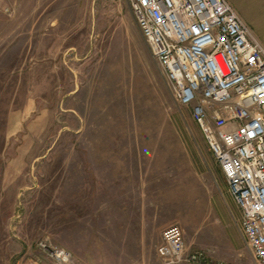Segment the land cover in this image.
<instances>
[{
  "label": "rangeland",
  "instance_id": "obj_1",
  "mask_svg": "<svg viewBox=\"0 0 264 264\" xmlns=\"http://www.w3.org/2000/svg\"><path fill=\"white\" fill-rule=\"evenodd\" d=\"M227 1L264 46V0ZM239 222L128 0H0V264H58L41 240L65 264H164L173 225L206 264H256Z\"/></svg>",
  "mask_w": 264,
  "mask_h": 264
},
{
  "label": "built area",
  "instance_id": "obj_2",
  "mask_svg": "<svg viewBox=\"0 0 264 264\" xmlns=\"http://www.w3.org/2000/svg\"><path fill=\"white\" fill-rule=\"evenodd\" d=\"M175 102L190 115L240 212L239 228L264 264V46L227 0H128ZM38 246L58 264L64 251ZM164 264H206L178 225L165 229Z\"/></svg>",
  "mask_w": 264,
  "mask_h": 264
},
{
  "label": "crops",
  "instance_id": "obj_3",
  "mask_svg": "<svg viewBox=\"0 0 264 264\" xmlns=\"http://www.w3.org/2000/svg\"><path fill=\"white\" fill-rule=\"evenodd\" d=\"M142 184L145 185L146 183L142 182ZM145 197H146L145 192H139V197H138L139 200L144 201V200H146ZM148 208L149 207L147 204H144V203L141 204L140 203V204H137V206H136V212L139 213L140 216H142V215L144 216L146 214ZM141 228H144V223L142 220H141Z\"/></svg>",
  "mask_w": 264,
  "mask_h": 264
}]
</instances>
